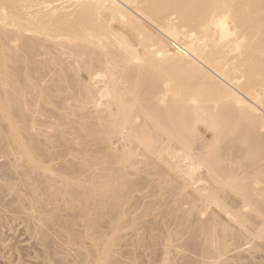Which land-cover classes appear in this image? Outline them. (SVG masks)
<instances>
[{
    "label": "bare ground",
    "instance_id": "6f19581e",
    "mask_svg": "<svg viewBox=\"0 0 264 264\" xmlns=\"http://www.w3.org/2000/svg\"><path fill=\"white\" fill-rule=\"evenodd\" d=\"M64 92L72 96L64 99ZM69 100L73 109L61 115ZM44 105L56 111L45 112ZM43 113L55 121L40 115L46 122L38 123ZM79 120L85 121L80 127ZM69 124L72 142L86 132L88 140L81 134L79 144L87 154L79 152L81 166L70 161L58 170L53 163L70 149L64 155L51 150L64 141ZM198 126L212 140L197 142ZM115 135L121 150L111 145L105 156L89 154ZM4 156L12 164L21 161L10 166L27 169L24 196L11 186L20 201L30 196L33 203L54 190L71 207L91 203L85 216L97 225L112 216V237L97 241L92 253L80 251V264H117L107 245L118 240L120 209L142 191L130 177L158 165L180 175L182 184L163 179L156 187L174 196L197 187L192 200L186 193V202L178 197L190 207L176 222L188 234L181 251L197 258L182 257L178 264H264V0H0ZM101 163L110 166L85 176ZM196 201L206 211L214 208L206 220ZM106 205L116 211L108 215ZM65 230L71 244L79 241L69 225ZM173 262L167 254L161 264Z\"/></svg>",
    "mask_w": 264,
    "mask_h": 264
},
{
    "label": "rangeland",
    "instance_id": "374dc122",
    "mask_svg": "<svg viewBox=\"0 0 264 264\" xmlns=\"http://www.w3.org/2000/svg\"><path fill=\"white\" fill-rule=\"evenodd\" d=\"M114 27L116 30L118 29L117 31L120 32L118 27L117 28H116V26H114ZM120 33L124 34L130 42H133L130 35L125 34L122 31ZM50 78H52V76L47 78V80H48L47 83L49 82L48 85H50V82H51ZM71 94L72 93L69 94L68 92H64L62 97L65 99L66 96L71 97L72 96ZM69 101H67V104H68L67 107L69 108V110L65 111V109H68V108H64V106H63L62 111L60 110L61 111L60 114L62 113L65 116L69 115V113H70L69 111L73 109V105H74L73 100H71L70 102ZM42 106H43L42 104H41V106L40 105L38 106L39 110L40 109L42 110V108H41ZM45 108L46 107L44 105V109ZM46 109H47V111L45 110V112H49L50 114H52L54 111H56V110L51 111V110L55 109V107L53 108V106H50V108H46ZM90 111H92V110H90ZM65 113H68V114H65ZM48 114H46V113L45 114L44 113L43 114H37L38 119L36 118V120H39L38 123H40V119L43 120L42 122H46L45 118L48 117ZM40 115H42V116L47 115V117L45 116V118H42V117L40 118L39 117ZM48 118H47V121L48 120L50 122L55 121V120H53L54 118L52 120H50V118L49 119ZM80 121H82V120H79V122L78 121L76 122L79 125V126L77 125L78 127H80V123H81ZM83 121H82L81 125L83 123H85V121L84 122ZM50 122H47V123H50ZM69 125L65 126L66 129L68 127L69 128L71 127V128L68 130L64 129L65 134L62 135L64 138L68 137L69 139L63 138L64 141L63 142L61 141L62 143L59 141L61 144L59 142H57V144L58 143L59 144L56 147L54 146L53 149L51 150V152L53 154H55L58 151L56 153V154H58V153H62V152L66 153L65 151L70 149L69 152L67 151L68 155L66 153V156H65L62 153L64 155L63 156L64 158H60L53 163L54 164L53 166H55L54 168H57L58 170L61 169V166L65 167L67 165L65 163H70V161H72V163H74L78 167L81 166V164H82L81 160H83V159L81 158L82 156H81V153H79V152L82 149V151H83L82 153H84V155L87 154V152L85 151V149L87 148V147H85V144L82 143V147H81V144H79V143L83 142L81 134H83L84 141L88 140L87 136H84V135H86V132H85V134L80 132V138H78V140L76 139L78 142L77 141L72 142V140H70V138H71L70 134H69V136H70L69 137V136H67L68 134H66V133H68L69 130L73 129V127H77V126L75 123H73V125H75V126H73L72 124H69ZM96 127L98 129H101V127L100 128L98 126H96ZM202 127L198 126V134H197L198 136L196 137V140H199L197 142H200V143H201V141H202V143L209 142L210 140H212V133L210 131L206 130L205 127H203L204 129ZM95 129H94V131L96 133V131L98 129L97 130H95ZM50 130H51V132L49 130L48 131L51 134L53 132V130L52 129H50ZM199 130H200V132H199ZM71 132L72 131H70L69 133H71ZM98 135H100V134H98ZM62 136H61V139H62ZM110 138H111V140L108 141L109 143L107 141H104V142H101L102 144H100V145L98 144L96 149L92 147L89 154L90 153L91 154L96 153L95 155H98L100 157L105 156L104 153L107 151H108L107 154L109 152L112 153L111 151H113V149H111V145H113L112 146L113 148H116V149L119 148V150H121L120 149L121 144H119L121 142L119 141L118 136L115 135V136L110 137ZM117 138H118V140H117ZM80 140H82V141L80 142ZM69 141H71V142H69ZM64 142H66V145ZM200 143L198 145H200ZM108 144H110V146ZM64 146H66V147H64ZM73 146H75L78 149L74 148ZM97 150H101V151H97ZM69 153H72V154L74 153L73 154L74 156L70 155ZM9 156H12V155H8L6 157H8V159H9V158H11ZM75 156H77V157H75ZM79 156H81L80 157L81 159L79 158ZM12 158H13V156H12ZM13 159H10L8 161L5 159V156L1 157V159H0V264H80L79 263V262H81L80 257H79L80 251L87 250L86 252L91 251L90 253H92V252H94L93 247L96 244L98 245V243L100 241L102 242V239H107V241H108L110 239V237H112V231H111L112 228L110 229V226H109V224L111 223V220H112L109 218H112V216L111 217L109 216V218L107 220L105 219L106 223L104 220L98 225L95 224L94 222H92L91 218H89L92 222V225H91L90 220H88V218H86L85 214L88 210V206L91 205L93 207V209H94V206L91 203H88L86 201H83L82 204H80L78 206L76 205V206L71 207V206H69L70 204H68V202H65L67 199L65 201H63V198L61 200L60 196L56 195L58 199L60 197L59 202H58V200L56 201L57 198L54 194V192H55L54 190H52V192L46 191V193H44V195H42L41 198H39V199L36 198L37 200H35V202H33L34 205H32L33 204L31 202L32 198L30 196H27L28 200H27V198H26V201L24 200L25 203L23 202V200L20 201L18 198L19 194H17V193L19 192L24 196V194L27 190L26 189L27 187L23 185L24 183L22 180V175L24 172L27 171V169L22 168V167L12 166L13 164H15V165L21 164L20 163L21 161L20 162L18 161L19 163L17 162V163L12 164L11 160H13V162L16 161L15 158H13ZM6 162H8L9 164ZM100 162H102V159ZM10 163L12 164L11 166H10ZM59 164H61V165H59ZM7 165H9V166H7ZM63 165H65V166H63ZM100 165H103V163L99 164L98 165L99 167L96 165L94 167V165H93L94 169L93 168L90 169L91 171H89V174L86 173L85 176L86 175L96 176V174L99 175V173L102 174L103 169L106 168L105 166H108L109 164L105 165V166L103 165V167H104L103 169H101L102 166H100ZM150 167H153V166H149V167L146 166V168L142 167L139 170V172L134 171L135 173H138L140 177L137 174L135 175L132 172H130V173H132V176L130 177L131 179H133L134 181H136L138 183L141 182L142 186L140 185L141 186L140 190H142V191L134 192L132 194L131 199H129V201L127 203H125L122 206V208L120 209V210L123 209L122 212H123V214L125 212V214H124L125 216L123 215V217L118 219V222H119V225L121 228L120 231L118 232V240L112 246L109 244L107 245L108 247H113V250L116 251L114 259L116 260L117 264H161L162 257L163 258L167 257V254L170 258L173 259V261H174L173 264H178V262L181 261L182 257L190 256V258L193 257L192 259L197 258V257H195V255L181 251L180 247L183 246V244L185 242L183 240H185L187 238L188 234L187 235L183 234L182 233L183 230H181V229H183V228H181L183 226H178L179 224H177V223H180L179 220H180L181 216L183 214L185 215V213H186L185 210L188 211V209L190 207L188 204L185 205L184 202L182 203L183 206H181V202L184 200V198H187V196H189L190 199L192 200L193 199V190H196L197 187H194V188L188 187L187 190L185 191L186 197H184L185 193H183L184 196L180 195L181 197L179 195L174 196V194H170V193H174L173 190L172 191L170 190V188L166 187V189L163 190V188H159V187L162 186L163 179H164V181H166V179H167V181H170V179H172L171 181L175 180L174 182L177 181V182L181 183L182 180L181 181L179 180V179H181L180 175H177L175 172H172L173 173L172 174L170 172L171 169L168 167L166 168V166H159L158 165L157 167H153L154 169L150 168ZM158 167L161 169L159 170ZM164 168H165V170H164ZM131 170L132 169H129V171H131ZM153 171H154V173H153ZM157 171L158 172L160 171L159 173H161V174L164 172L163 173L164 176H162V177H161V175L157 176V174L159 175V173ZM202 171H200V172H202ZM85 176L81 177V179L83 180L84 178H86ZM148 176H151V177L148 178ZM163 177H165V178H163ZM135 178H136V180H135ZM177 178H179V179H177ZM40 179H41V182L43 184L47 181V178L44 176L42 178L40 177ZM149 179H151V180H149ZM60 185H58V186H60ZM151 185L152 186L154 185L155 188H157V189H153ZM158 185H159V187H156ZM11 186H13L16 189V191L18 190V192H14L11 189ZM143 186L145 187V189ZM42 187H47V186L42 185ZM22 188H24V189H22ZM158 188L160 190H158ZM169 190H170V192H169ZM151 192H152V194H151ZM178 197H180V199H179L180 201L182 200V197H184V198L180 202L178 200ZM235 197L236 196L234 195L233 198H235ZM37 201H39V202H37ZM178 201L180 204H178ZM173 202H175V203H173ZM55 204H57L58 206ZM172 204H174V205H172ZM196 204H195L196 208L199 209V207H200V209H199L200 212L201 211H204L205 213L207 212L206 213L207 217L204 215L201 217L204 220H206V218H209V216H211L210 210L213 209L212 212L214 211V208H212V209L209 208L210 210L208 209L206 211L204 208L205 205H202L203 203L201 201L200 202L196 201ZM179 205H180V208H178ZM59 206L61 209L59 208ZM175 206H178L177 208L179 210L181 209L182 211L177 210L178 211L177 213L171 214V209L173 210V207H175ZM82 207H84V208H82ZM92 207H90L89 210ZM104 207H107L104 210L107 212L108 215L111 214V212H110L111 210L114 212L116 211L114 209H111V207H108L107 205ZM23 208H26V209H23ZM85 208H87V209H85ZM101 208H103V206ZM108 208H109V210H106ZM31 209H33V210H31ZM83 209H84V211L86 210L85 213H83ZM198 209H196L197 212H195L197 215L199 212ZM26 210H27V212H26ZM55 210L59 211V213L55 212ZM97 210L101 211V213H99V215H102L103 209H101V210L97 209ZM94 211L96 212V210H94ZM108 211L110 213H108ZM58 214H59V217H58ZM112 214H113V212H112ZM116 214H118V212H116ZM116 214L113 216L114 219H115V216H117ZM97 215H98V213H97ZM55 217H56V220H55ZM52 219H54V220H52ZM94 224H95V226H94ZM176 224H177V227H175ZM68 225H69V228H71L73 230V232L75 234L74 236H76V239L79 240L77 243L71 244V242H70L71 237L65 230V228H67ZM185 228H186V230H184V231H186L188 233V230H187L188 228L187 227H185ZM180 230H181L180 233H181L182 238H179V237H181V236H179L180 233H178ZM170 231L172 232V234H173V232H175L176 236H174V234L172 235ZM169 234H171V235L168 236ZM171 236H174V238L176 237V240L178 239V241H174V243H172L170 240H168V239H170L169 237H171ZM183 236H185V237L183 238ZM173 240H175V239H173ZM97 241H98V243H97ZM169 241L172 244H170ZM255 242H257V240H255ZM181 244H182V246H181ZM253 244H254V242H253ZM253 244H251V245H253ZM177 245H178V247H177ZM251 245L247 246V249L249 247H251ZM167 246H169V247H167ZM168 251L169 252L173 251V253L172 254L167 253Z\"/></svg>",
    "mask_w": 264,
    "mask_h": 264
}]
</instances>
